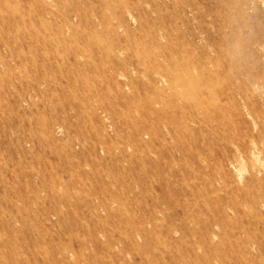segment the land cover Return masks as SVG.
I'll list each match as a JSON object with an SVG mask.
<instances>
[{"label":"rangeland","instance_id":"1","mask_svg":"<svg viewBox=\"0 0 264 264\" xmlns=\"http://www.w3.org/2000/svg\"><path fill=\"white\" fill-rule=\"evenodd\" d=\"M263 116L264 0H0V264H264Z\"/></svg>","mask_w":264,"mask_h":264},{"label":"bare ground","instance_id":"2","mask_svg":"<svg viewBox=\"0 0 264 264\" xmlns=\"http://www.w3.org/2000/svg\"><path fill=\"white\" fill-rule=\"evenodd\" d=\"M121 2V1H120ZM163 72V71H162ZM163 82V80H161V83ZM190 102V101H189ZM264 117V116H263ZM243 126H247V125H243ZM263 127V126H262ZM261 127V128H262ZM234 128H235V126H234ZM255 128V127H254ZM264 128V127H263ZM237 131V130H236ZM262 131V130H261ZM263 132V131H262ZM236 133V132H235ZM237 134H238V131H237ZM232 136V135H231ZM235 136V135H234ZM233 137V136H232ZM231 137V138H232ZM230 138V139H231ZM235 138V137H234ZM237 140V139H236ZM258 140L259 141H263L264 140V137L262 136V133H260V136H259V138H258ZM261 146H262V144H261ZM245 149V152H246V154H249V155H252V156H258V155H260V153H263V150L262 149H260L258 146H257V144L255 143L254 145H253V147H251V148H248V147H245L244 148ZM247 157V156H246ZM231 160V159H230ZM251 160V159H250ZM232 161V160H231ZM132 166V165H131ZM221 166V165H220ZM234 166V165H233ZM232 167V166H231ZM236 167V166H235ZM253 167V166H252ZM255 168H257V167H255ZM223 169H224V166H223ZM258 169V168H257ZM226 170H228V169H226ZM234 170V169H233ZM260 170V169H259ZM224 172V171H223ZM260 172V171H259ZM224 175V174H223ZM240 175V174H239ZM225 176V175H224ZM258 176H259V174H258ZM263 176V175H262ZM252 178H253V176H252ZM257 178V177H256ZM227 179V178H226ZM236 179V178H235ZM240 179V178H239ZM225 181V180H224ZM233 182H235V181H233ZM237 183V182H236ZM236 183H234V184H236ZM247 184V183H246ZM261 186V185H260ZM232 187V186H231ZM240 187V186H239ZM246 187H247V185H246ZM259 187V186H258ZM264 187V186H263ZM227 188V187H226ZM262 188V187H261ZM231 189V188H230ZM233 189V188H232ZM236 189V188H235ZM254 189V188H253ZM235 191V190H234ZM240 191H242V190H240ZM232 192H233V190H232ZM236 192H237V190H236ZM260 194H261V197H263V199H264V193L263 192H261L260 191ZM260 194H258V195H260ZM252 199V198H251ZM261 199V198H260ZM231 200V199H230ZM235 202V201H234ZM250 202V201H249ZM259 202V201H258ZM233 204V203H232ZM256 205V204H255ZM260 203H259V207H260ZM251 206V205H250ZM263 206H264V201H263ZM232 208H234V207H232ZM255 208V207H254ZM259 209H261V208H259ZM255 210H257V209H255ZM264 210V209H263ZM258 211V210H257ZM261 212V211H260ZM260 214V213H259ZM261 215V214H260ZM260 215H259V217H260ZM257 216H258V214H257ZM257 216H255L256 218L255 219H257L258 217ZM261 218H262V216H261ZM259 219V218H258ZM264 219V218H263ZM260 220V219H259ZM257 223H260V222H257ZM262 223V222H261ZM255 224H256V222H255ZM257 225V224H256ZM142 227V226H141ZM262 228H264V227H262Z\"/></svg>","mask_w":264,"mask_h":264}]
</instances>
